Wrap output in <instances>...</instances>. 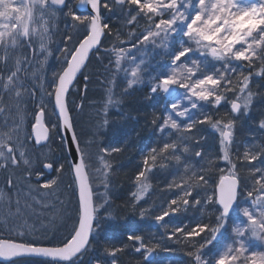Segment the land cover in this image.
<instances>
[{
  "label": "snow or ice",
  "instance_id": "obj_1",
  "mask_svg": "<svg viewBox=\"0 0 264 264\" xmlns=\"http://www.w3.org/2000/svg\"><path fill=\"white\" fill-rule=\"evenodd\" d=\"M84 5L87 14L78 11ZM93 76L106 97L104 119L97 113L78 131L74 113L83 112ZM81 78L80 102L70 101ZM256 78L264 81V0H0V261L121 264L132 251L142 257L136 264H157L155 253L175 252L165 244L172 241L187 264H264V164H254L264 160V143L233 151L237 119L264 97L252 90ZM120 79L126 85L114 98ZM144 84L142 99L160 105L150 121L155 139L139 150L133 174L124 173L130 190L117 196L116 157L131 136L91 148L111 122L109 109L120 112ZM255 125L264 134V107ZM204 126L217 144L207 146ZM157 172L172 177L161 189L166 198L141 207ZM137 216L153 219L160 239L129 223ZM108 230L121 239L106 238L95 255Z\"/></svg>",
  "mask_w": 264,
  "mask_h": 264
},
{
  "label": "trees",
  "instance_id": "obj_2",
  "mask_svg": "<svg viewBox=\"0 0 264 264\" xmlns=\"http://www.w3.org/2000/svg\"><path fill=\"white\" fill-rule=\"evenodd\" d=\"M124 7L127 8L128 6L125 5ZM118 11H119V9L117 8V12ZM113 15H115V14H113ZM141 23H143V21H141ZM115 27H117V25L114 24L113 28H115ZM128 31H129V29H124L125 33H127ZM121 38L127 39V36H123ZM110 45H111V41L106 40L104 46H110ZM125 46H127V45H125ZM104 63L107 64L108 60L106 59L104 61ZM94 70H95V65L90 64L89 68L86 69L85 71L86 72H92ZM94 84H95V86H94ZM96 84H97L96 83V77L93 76V83L91 85H89V90L87 93V99L84 101L83 112H80L78 114L75 113L78 131H81L84 129L86 130L88 128V127L85 128L83 126L84 125L83 119H85L89 122V117H87L88 116L87 109H89V104L92 101H97V99L99 98V95H97V92H95ZM75 86H76V89L79 88L80 91L83 92L82 78H81V82L76 84ZM147 86H148L147 84H144L143 86H138V88L136 90L133 88V91H132L133 95L131 97H129V95H128V97L123 98L125 102H124V104H122L120 106V112H118L115 107L109 109V112L115 111L114 115H116L118 117H119L121 112L129 111L130 117L126 121L117 122V124H115V123L110 124L107 127V130H104V132L102 133V136H101L102 139L100 138L101 140L107 139V136H109V134H111V132H112V127L114 128V130L116 132V136H118V137H120V135L122 133L125 134L126 132H124V131H127V132L129 131V134L132 135L131 129H135V128L136 129L138 128V131L140 132V134H142V136H143L142 140H145V138H147L149 136V134L152 135V133L154 132V128H152L150 120L153 117V109L155 108V104L153 103L154 101H145L142 99L143 96L148 91ZM71 96H75V100H78V102H80L79 98L76 95V92L72 93ZM262 107H264V105ZM260 109H261V107H260ZM138 112L140 113L138 118L136 120L131 119V116H137ZM225 112H227V109H225V107H221L219 109V112L216 113V118L223 116V114ZM159 113H160V110L156 109V114H159ZM243 118H245L242 120L243 122L240 119H237V126H238L237 131L240 134L238 139L241 142L246 140L247 136H249L248 133L251 132L249 127L253 126V124L255 125V122L257 121V119H256V121L253 120V115L251 113L248 114V117L244 116ZM108 119H109V117H108ZM116 127H118V129H116ZM205 129H206V126H204V129H203L204 132H205ZM206 135L208 136L207 146L214 145L215 144V135L212 133L209 134L208 131H207ZM98 140H99V138H98ZM136 140H137V138H136ZM138 145H140V143ZM127 166H130V165L127 164ZM95 183H98V181H95ZM126 183H129V181L125 177L124 172L122 170H120L119 174L114 172V177H113V184L115 186L113 189L114 195L122 196L123 195V191H122L123 185ZM115 203L119 204V203H121V200L117 199L115 201ZM144 232H145V230H143L141 233L143 235H145ZM148 236H149L148 234L145 235L146 238ZM131 252H126V253L121 255V256H123V261L121 263L132 264V262L136 263L137 261H140V259L134 258L132 255H130ZM178 253L181 254L183 259H184V261H183L184 263H182V264H187V258L184 256L183 251H181V247L178 249Z\"/></svg>",
  "mask_w": 264,
  "mask_h": 264
},
{
  "label": "rangeland",
  "instance_id": "obj_3",
  "mask_svg": "<svg viewBox=\"0 0 264 264\" xmlns=\"http://www.w3.org/2000/svg\"><path fill=\"white\" fill-rule=\"evenodd\" d=\"M105 15H107V13H105ZM60 27L61 28H63L64 27V24H63V21H61L60 22ZM56 38H58V35H57V37ZM125 47H127V46H125ZM149 52H151V49H149ZM135 55H137L138 57H139V53H135ZM148 59L150 60V63L151 64H153V65H156L157 64V62L160 60V56H158V55H156V56H150V57H148ZM153 71H155V69H152L151 71H149L148 73H146L145 74V79L147 80V77H148V75H151L152 74V72ZM257 84H259L260 85V92H264V81H262V80H260L259 78H256V79H254L253 80V83H252V90L253 91H259V90H257V88H256V85ZM125 85H126V81H124L123 79H120V80H118V82H117V87H116V89H115V96H114V98H120V93H121V90L125 87ZM94 86H95V84H94ZM93 86V87H94ZM148 87V86H147ZM138 87H134V89L136 90ZM256 89V90H255ZM132 91H133V89L130 91V93H129V97H131L132 95H133V93H132ZM74 92H76V86L73 88V92L72 93H74ZM95 92H97V95H99V98L97 99V103L94 105V106H92L91 105V103L89 104V109H87V114H88V116L87 117H89V121L90 120H92V118L93 117H95L96 115H97V113H99V119L102 121L103 119H104V116H103V101L106 99V97H105V94H104V91H103V89H102V87L99 85V84H96V87H95ZM124 98H126V97H124ZM73 99H75V96H72V98H71V100H73ZM77 101V100H76ZM262 103H264V97H257V99L253 102V105H252V110H251V114H255V112L257 113V112H259L258 110H254L256 107H261L262 108ZM114 113H115V111H112V112H109V120L111 121L110 122V124H117V122H118V120H117V118H118V116H116V115H114ZM74 115H75V113H74ZM244 115L243 114H241L240 115V117L239 118H241V117H243ZM238 118V119H239ZM151 121V120H150ZM83 122H84V127L85 128H87L88 126H89V122L87 121V120H85V119H83ZM162 122V121H161ZM109 124V125H110ZM150 126V125H149ZM151 127V126H150ZM238 126H236V129H235V144L233 145V151H235V149L236 148H239V150L241 151V152H243V150H244V148H245V145H251V144H254V143H262V139L264 138V134H262L261 132H260V130L256 127V125H254L251 129H250V131L251 132H249L248 134H249V136H247V138H246V140L245 141H243V142H241V141H239V140H237V138H238V136H239V133L237 132V128ZM210 128L208 127V130H209ZM85 130V129H84ZM132 130V134H134L135 133V129H131ZM104 130H102L101 131V133L103 132ZM210 131V130H209ZM152 135H154L155 136V129H154V133L152 134ZM99 137V136H98ZM98 137L96 138L97 139V144H94V145H92V148H91V151L93 152V153H95L96 151H97V147L98 146H103L102 144H99V142L101 141V140H98ZM113 136L111 135V134H109V136H107V141H105V140H102L103 142H104V144H106V143H108V141L112 138ZM151 138L153 137V136H150ZM117 139H119V140H121V141H123V139H124V137H116ZM136 138H137V140H139L140 139V137H134V136H131V139H130V141H129V143L127 144V146L125 147V149H127L128 150V152H130L131 151V149H132V144L133 143H136ZM154 138V137H153ZM217 142H218V138H217V134H216V138H215V144H217ZM135 148H136V146L135 147H133V149H132V152H135ZM138 148V151L135 153V155H134V158H135V161H137L138 160V158L140 159V156H139V150L140 149H142V147L140 148V147H137ZM122 154V153H121ZM121 154L119 155V156H117V157H120L121 156ZM138 157V158H137ZM137 158V159H136ZM254 164L256 165V166H261L262 164H264V160H262V161H259V162H254ZM93 167H95L94 165H93ZM219 168H225V167H227V165L224 163V162H219V166H218ZM128 169L130 170V166H128ZM1 172H0V176H1ZM4 174V176H2V177H0V189H3L4 188V186H5V180H4V178H5V176L7 175L6 173H3ZM129 174H131V172L129 173ZM155 176H156V178H160V181L162 182V184H165V182L167 181V180H170L172 177L169 175L167 178L165 177L166 176V173H161V172H157L156 174H155ZM219 177H218V175L216 176V179H218ZM157 194L159 195V197H163V199H165L166 198V194L164 193V192H162L161 191V189L159 188V189H157ZM150 196H153V192L151 193V194H149ZM167 198H172L170 195L169 196H167ZM152 204V201L150 200V202L149 201H147L146 200V202L145 203H142L141 204V207H149L150 205ZM158 204V203H157ZM36 211L37 212H39V211H41V209H39V208H37L36 209ZM33 219H34V217H33ZM32 222V220L30 219L29 220V223H31ZM155 231H156V229H155V227L153 228ZM175 249H176V247H175ZM160 251H162V253H165L162 249L160 250ZM157 254V253H156ZM158 254H161L160 252L158 253ZM157 254V255H158ZM156 261V260H155ZM157 262V264H160V261L159 260H157L156 261ZM132 264H136V263H134V262H132Z\"/></svg>",
  "mask_w": 264,
  "mask_h": 264
},
{
  "label": "bare ground",
  "instance_id": "obj_4",
  "mask_svg": "<svg viewBox=\"0 0 264 264\" xmlns=\"http://www.w3.org/2000/svg\"><path fill=\"white\" fill-rule=\"evenodd\" d=\"M71 98H72V96H70L69 97V99L71 100ZM77 103H79L78 102V100L76 101ZM264 105V103H262V106ZM257 109L259 108L260 109V107L258 106V107H256ZM116 129H118V127H116ZM135 133L134 134H132V135H130L129 134V131L127 132V131H124V132H126L125 134H121L120 135V137H124V138H126V136H134V137H140V139L139 140H137L136 141V143H133L132 144V149H133V147H135L136 146V148H135V152H132V149H131V151L130 152H128V150L127 149H125L124 150V152L121 154V156L120 157H116V160H118V161H120L121 163H122V165H123V167L121 168V170L125 173V172H128L129 171V169H128V166H127V164L128 165H132L134 162H135V158H134V155H135V153L138 151V148L137 147H142L144 144H146V143H148L149 141H151L152 140V138L150 137L151 135L149 134V136L147 137V138H145V140H142V138H143V136H142V134H140V132L138 131V128L136 129L135 128ZM104 132V131H103ZM102 132V133H103ZM102 133H101V135L98 137L99 138V140H101L102 138H101V136H102ZM111 135L112 136H116V132H115V130H114V128L112 127V132H111ZM148 135V134H147ZM117 137V136H116ZM101 138V139H100ZM108 139V138H107ZM107 139L105 140V141H107ZM140 143V145H138ZM59 144V139L57 138V140H56V143L55 144H53L52 145V148H54V149H57V151H58V148H57V145ZM138 158V157H137ZM136 158V159H137ZM139 159V158H138ZM95 167H96V165H94ZM218 166H219V164H218ZM94 168V167H93ZM93 168H90L89 169V171L90 172H92L93 171ZM2 174H1V176L0 177H2V176H4V174H3V172H1ZM94 174V173H93ZM131 174H133V173H131ZM169 175H167L166 174V178L168 177ZM113 177H114V173H113ZM156 180H155V182H154V189H156V191H157V189H162L163 187H164V185L165 184H162V182L160 181V178H155ZM159 181V183H157ZM95 182V181H94ZM99 182V181H98ZM122 188V187H121ZM102 190V189H101ZM126 190H130L129 189V183H126V184H124L123 185V189H122V191H123V195H125L126 194ZM122 195V196H123ZM150 200L152 201V203L153 202H155V203H160L162 200H164L163 199V197L161 198V197H159V195H153V196H150V195H148V197H147V201H149L150 202ZM156 214H158V212H154V213H152V215L154 216V215H156ZM121 215H123V213H121ZM154 222V221H153ZM129 223L130 224H132L133 226H135L140 232H142V229L140 228V225L142 224V223H144V221L143 222H140L139 221V219H138V216L137 217H129ZM154 224L156 225V223L154 222ZM152 226L151 228H149V230H145V232H144V234L146 235V234H148L149 236L150 235H152V234H155V237H156V239H160V236H161V233H162V228L161 227H159V226ZM155 227V229H156V231L153 229ZM148 236V237H149ZM106 238H108V239H111L113 242H116V243H118L119 242V240L121 239V237H120V234L118 233V232H114V231H112V230H108V231H105V232H102L101 233V238H100V241L97 243V247H96V251H95V255H99V253L102 251V245H103V243H104V241H105V239ZM167 242H172V241H165V243H167ZM128 252H131V251H128ZM130 255H132L134 258H137V259H142V257L140 256V255H137V254H135V253H133V252H131V254ZM179 258H177L176 256H173L172 258H170L168 261H171V264H175V263H179L177 260H178ZM123 261V256H121V262ZM0 264H5V262H3V261H0ZM121 264H124V263H121ZM126 264V263H125ZM160 264H163V263H160ZM180 264H182V263H180Z\"/></svg>",
  "mask_w": 264,
  "mask_h": 264
},
{
  "label": "water",
  "instance_id": "obj_5",
  "mask_svg": "<svg viewBox=\"0 0 264 264\" xmlns=\"http://www.w3.org/2000/svg\"><path fill=\"white\" fill-rule=\"evenodd\" d=\"M89 6L87 5H84V6H80L78 9L82 10V9H85V10H88Z\"/></svg>",
  "mask_w": 264,
  "mask_h": 264
}]
</instances>
